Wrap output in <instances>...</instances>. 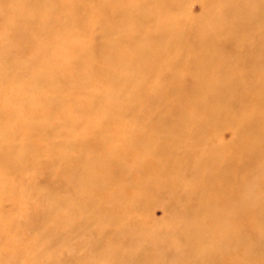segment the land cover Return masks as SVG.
Segmentation results:
<instances>
[{"label":"bare ground","instance_id":"6f19581e","mask_svg":"<svg viewBox=\"0 0 264 264\" xmlns=\"http://www.w3.org/2000/svg\"><path fill=\"white\" fill-rule=\"evenodd\" d=\"M191 1L0 0V264H264V0Z\"/></svg>","mask_w":264,"mask_h":264},{"label":"rangeland","instance_id":"374dc122","mask_svg":"<svg viewBox=\"0 0 264 264\" xmlns=\"http://www.w3.org/2000/svg\"><path fill=\"white\" fill-rule=\"evenodd\" d=\"M188 10L195 16H198L201 11H202V5L201 2L198 0H192L189 5H188ZM20 47H25L24 44L22 43V45H20ZM222 137L224 138H228L229 137V133L226 132L224 134H222ZM221 139V135L212 137L211 140L213 142H218ZM41 183H45L46 180L44 178H40ZM161 189L159 190V192L155 195H153L152 199L153 202L150 203L149 207H148V215L149 218L156 224H162L163 222L166 221L167 219V204L170 203L172 201V194L171 192H169L170 190L164 185V183L162 182V180H157L155 182H153L150 185V188L152 190V192H156V189L158 190V188ZM156 188V189H155ZM6 205V206H5ZM11 205V202L9 200H7L4 203V207L8 208Z\"/></svg>","mask_w":264,"mask_h":264}]
</instances>
